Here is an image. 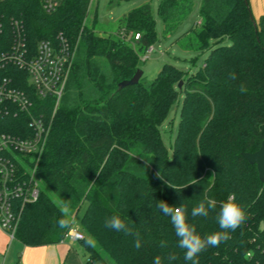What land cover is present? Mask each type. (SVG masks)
<instances>
[{
  "label": "trees",
  "instance_id": "16d2710c",
  "mask_svg": "<svg viewBox=\"0 0 264 264\" xmlns=\"http://www.w3.org/2000/svg\"><path fill=\"white\" fill-rule=\"evenodd\" d=\"M39 1L7 0L0 3V15L22 21L31 44L61 34L76 49L37 168L48 192L39 190L35 201L17 204L15 239L26 247L61 243L71 216L85 204L80 242L88 264H154L158 255L162 264H191L158 204L182 207L204 238L223 231L216 216L231 196L246 219L229 230L228 241L202 251L199 264H264V181L242 157L264 142V19H254L248 0H202L200 21L177 39L183 50L209 51L194 73L164 64L154 79L142 73L136 85L124 88L119 83L140 70V55L155 40L150 4L124 14L116 34L100 36L84 23L90 0H62L50 14ZM129 1L134 0L109 4ZM193 5V0H158L164 37L177 32ZM179 97L169 153L161 126ZM13 121H0V131L13 134ZM208 199L216 209L207 217H192V208ZM63 204L70 209L68 228L56 223L64 218ZM113 215L140 233L139 250L133 236L104 226ZM88 238L94 246L85 243ZM161 241L167 247L161 248ZM170 253L177 259L169 261Z\"/></svg>",
  "mask_w": 264,
  "mask_h": 264
},
{
  "label": "built area",
  "instance_id": "2783aa9c",
  "mask_svg": "<svg viewBox=\"0 0 264 264\" xmlns=\"http://www.w3.org/2000/svg\"><path fill=\"white\" fill-rule=\"evenodd\" d=\"M61 1L39 2L50 14ZM75 49L61 34L31 44L22 21L0 15V121L14 120L13 134L0 131V230L10 240L15 239L19 221L17 204L38 197L37 168L65 93ZM82 239V232L72 226L64 236L69 241Z\"/></svg>",
  "mask_w": 264,
  "mask_h": 264
},
{
  "label": "rangeland",
  "instance_id": "374dc122",
  "mask_svg": "<svg viewBox=\"0 0 264 264\" xmlns=\"http://www.w3.org/2000/svg\"><path fill=\"white\" fill-rule=\"evenodd\" d=\"M202 0H193L192 12L185 19L183 25L172 35L163 36L162 23L157 17L158 0H134L129 2H120L119 4L110 5L109 0H91L88 5V15L84 20L87 27L93 28L94 32L100 36L113 35L119 30V20L124 14H126L132 8H135L141 4L149 3L153 12L155 20V40L145 53L140 55L139 68L143 73V76L148 80L155 78L160 68L164 64H171L178 69L194 73L198 69L204 59L207 57L209 51L197 52L190 50H183L181 48L182 39L177 40L182 34L192 25L197 24L200 21L199 8ZM177 40V41H176ZM224 44H228L229 41H224ZM182 102V97H179L177 103L170 109L166 120L161 126V137L163 143L170 153V147L173 144L177 125L179 121V111ZM38 189H45L41 183H38ZM86 205L82 204L79 211L71 216L72 228L81 230V217L85 210ZM65 244H68L69 240ZM17 241L13 240L11 243L14 245ZM73 250L76 251L80 264H88V253L85 251L80 241H72ZM20 256V252L11 251L8 258L0 257V264H16ZM106 257V256H105ZM11 259V261H10ZM10 261V262H9ZM92 264H102L100 262H94Z\"/></svg>",
  "mask_w": 264,
  "mask_h": 264
},
{
  "label": "clouds",
  "instance_id": "9594fccd",
  "mask_svg": "<svg viewBox=\"0 0 264 264\" xmlns=\"http://www.w3.org/2000/svg\"><path fill=\"white\" fill-rule=\"evenodd\" d=\"M229 79H236L235 72L229 74ZM241 92H245L246 89L241 87ZM157 176L160 175L157 173ZM169 187L174 188L169 184ZM187 187V186H186ZM176 189V188H175ZM177 190V189H176ZM159 209L166 216L170 217L171 223L175 230V235L178 238V247L184 250V260L191 261V264H199L197 259L198 255L206 250L208 247H218L220 243L228 241L231 237L230 231H235L246 219L244 209L235 202L233 197L229 196L225 202L220 205L219 212L216 216L217 223L223 231L208 234L202 238L196 232L194 225H190L185 215V210L182 207L169 206L165 201H161L158 204ZM216 209L215 201L208 199L207 201H201L197 206L191 210V216L207 217L210 211ZM62 217L56 223L60 228L70 227V222L67 217L70 215V209L67 204H63L60 207ZM104 226L116 232H123L125 235L133 236L134 247L139 250L142 247L141 236L138 231H133L119 216L113 215L107 217L104 222ZM85 243L89 246H94V241L91 238L85 240ZM160 247H167L166 241L160 242ZM169 261L177 259L174 253H170L167 257ZM154 264H162L161 256L154 258Z\"/></svg>",
  "mask_w": 264,
  "mask_h": 264
},
{
  "label": "crops",
  "instance_id": "0c3cea01",
  "mask_svg": "<svg viewBox=\"0 0 264 264\" xmlns=\"http://www.w3.org/2000/svg\"><path fill=\"white\" fill-rule=\"evenodd\" d=\"M249 8L255 20L264 19V0H248ZM16 240V239H13ZM6 233L0 230V257L10 256V252H20L16 264H80L77 253L71 246L72 241L41 247H26L17 241L11 243ZM11 261V259H10ZM9 261V262H10Z\"/></svg>",
  "mask_w": 264,
  "mask_h": 264
},
{
  "label": "water",
  "instance_id": "95a60500",
  "mask_svg": "<svg viewBox=\"0 0 264 264\" xmlns=\"http://www.w3.org/2000/svg\"><path fill=\"white\" fill-rule=\"evenodd\" d=\"M142 76V71L137 70L130 80L119 83L118 88H124L126 86L136 85ZM181 86V82L178 87ZM242 157L250 164L255 165L260 181H264V142L258 151L253 153H243Z\"/></svg>",
  "mask_w": 264,
  "mask_h": 264
}]
</instances>
